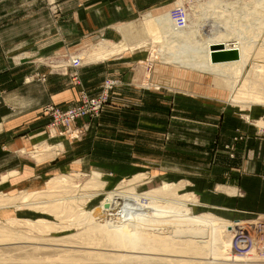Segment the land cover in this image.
Segmentation results:
<instances>
[{"label": "rangeland", "instance_id": "1", "mask_svg": "<svg viewBox=\"0 0 264 264\" xmlns=\"http://www.w3.org/2000/svg\"><path fill=\"white\" fill-rule=\"evenodd\" d=\"M59 1L62 0H0V38H10L15 35L23 38L22 42L0 39L1 93L4 94L6 90L7 93H13L15 85L25 81L28 82L26 84H37L39 93L44 90L41 88H46L48 85L56 92L70 90L73 97L68 102L50 101L38 107L37 112L34 110L33 114H37L36 119L41 123L39 126L34 125L28 129L30 136L35 135L30 144L18 148V153L25 162L41 164L46 160H56L57 164L41 173L40 187L32 190L30 183L35 172L26 173L24 171L25 173L22 174L27 179L24 180L23 187H17V190L14 187L7 188L5 193L16 196L31 191L45 190L47 189L45 188L46 181L59 174L75 177L73 182L77 185L80 183L81 188L89 176L96 172L104 185L100 190L98 188L95 197L83 205L84 209L90 210L102 202L107 192L122 191V189L125 191L129 187L128 189L131 188L133 192L141 194L162 186L164 182H173L179 185L178 195L188 194L196 201V203L187 202L186 209H189V214L200 215L206 212L234 226L238 225L231 233L238 229L257 228L255 231L254 229L246 231L250 233L241 243H247L244 247L239 246L240 241H235L234 234L231 235L233 245L231 251L235 255H244L251 245L257 249L258 247L263 248L264 216L255 214L241 217L230 213V207L226 206L230 198L227 195L238 193L237 188L232 186L230 190L223 179H219L218 176L215 178L211 172L192 171L190 164L198 163L202 168H209L218 163L223 150L227 151L231 148L229 144H225L226 133L222 125L227 123L228 117L236 121L242 120L260 130V127L254 123L258 119H264V116L256 118L247 116V118L245 115L252 107L264 110V105H251L247 110H241L228 99L229 89L214 84L212 75L162 64L156 56L153 58L155 52L151 51L149 45L151 37L149 38L143 25L144 17L142 19V16L148 12L157 16L169 12L178 2H182L188 11L190 4H196V2L201 4L205 0H135V4L137 3L135 11L132 14L129 12L130 22L127 25L122 26L117 22H112L108 30L103 31L100 28L98 32L81 43L62 41L61 28L48 23L47 18L44 15L41 16L43 9L38 13V16H41L39 25H32L30 11L36 8L35 5L44 8L48 6L52 13L50 15L57 18L56 5ZM74 1L79 2V0ZM89 1L95 11L99 6L108 5L110 7L116 4L113 0ZM228 1L234 2L235 0ZM241 1V3H246L245 6L243 5V10L254 6L252 0ZM241 3L236 4L239 9H241ZM140 4L146 6L139 9L137 5ZM201 7L202 10L198 9L199 16L204 12L203 6ZM53 8L55 9L52 10ZM261 13L264 15V11ZM115 20L117 18L113 21ZM52 22L56 23V21ZM42 23L46 25L40 26ZM47 31H51V34ZM138 39L142 40L137 44ZM123 43L129 47L137 44V47L115 53L116 55L113 54L114 56L111 55L102 61H89L88 57L95 45L99 44L109 48V45L120 46ZM158 47L159 44L155 43L154 49L157 50ZM252 51L257 53V50ZM80 54L81 56L78 57ZM82 57L84 58L81 59ZM74 58L77 62L80 60V64L71 63ZM260 59L250 58L245 69H249L250 64L256 61L258 64L261 62L264 64V59ZM86 67H89V70L83 74V69ZM85 79H90V81ZM108 82L111 83V88L108 89L106 100L98 112L89 109L69 125L59 122L57 126H52V118L47 114L49 108L67 109L80 106L85 98L102 94ZM33 94L37 95V90ZM41 116L44 118L43 121H41ZM49 147L51 149H48ZM114 151L118 154L113 155ZM129 152H133V156L131 153L128 155ZM117 157L121 168L124 167L123 165L131 164L130 161L136 166L128 171L121 169L117 176L114 170L100 171L91 167L94 162H98L101 167L108 166L109 168L111 161L113 162ZM72 163L75 164L72 165ZM15 174L11 171L3 176L7 179ZM123 182L125 183L122 184ZM55 194L44 196V198L54 197ZM224 196L228 199L227 202L223 201ZM13 209H7V212ZM17 210L23 214L22 219H33L31 215L38 214L39 217L49 219L53 223H61L63 218L67 219L72 216V213H63L62 218L56 217L54 213L39 212L29 207ZM7 219L1 222L7 224ZM22 219L17 218L16 220ZM67 220H64L65 223H69ZM260 227L262 230L258 231ZM16 228L25 230V232L28 230L24 225L23 227L18 225ZM73 231H76V228L71 227L63 232H52L51 235L61 236ZM30 234L44 235L32 231ZM236 246H239L241 250H236ZM11 254H13L12 257H20L19 251ZM6 255L0 253L1 258L9 256V254ZM206 259L210 262L208 256Z\"/></svg>", "mask_w": 264, "mask_h": 264}, {"label": "bare ground", "instance_id": "2", "mask_svg": "<svg viewBox=\"0 0 264 264\" xmlns=\"http://www.w3.org/2000/svg\"><path fill=\"white\" fill-rule=\"evenodd\" d=\"M241 2L205 0L204 4H190L181 23L172 20L169 12L157 16L148 12L142 19L151 37L153 58L156 56L165 65L212 75L215 85L229 89L230 102L247 110L251 105H264L263 62L256 61L245 69L250 58L264 59V0H252L253 8L247 6L244 10L246 3ZM239 3L241 9L236 6ZM201 6L204 12L199 16ZM155 43L159 44L157 50ZM137 44H112L109 48L97 44L88 58L102 61ZM74 60L71 63L77 62ZM255 122L264 128V119ZM73 180L71 175L59 174L46 181L45 190L16 196L0 194V208L29 207L61 218L63 213H72L69 221L63 218L69 223H53L44 217L19 221L8 218L7 224L0 221V253L9 254L7 258L0 256L1 264H264V246L252 247L242 256L231 251V235L235 233L231 232L238 225L206 212L189 214L187 202L196 201L188 194L178 195L177 183L164 182L141 194L129 187L110 191L99 205L87 210L83 205L104 183L96 172L81 188ZM53 193L56 196L44 198ZM17 224L28 230L17 229ZM71 227L76 231L51 235ZM31 231L44 235H32ZM17 251L20 257H12L11 253Z\"/></svg>", "mask_w": 264, "mask_h": 264}, {"label": "crops", "instance_id": "3", "mask_svg": "<svg viewBox=\"0 0 264 264\" xmlns=\"http://www.w3.org/2000/svg\"><path fill=\"white\" fill-rule=\"evenodd\" d=\"M82 1L83 0H79V2L74 0L59 1L56 5L58 12L57 18H53V16L50 15L52 13L48 6L44 8L35 5L36 8L30 11L31 20L33 21L32 25L38 26L39 17L41 18V16L44 15L48 23L61 28L62 41L65 43H81L84 39H87V37L98 32L100 28H102L103 31L106 29L108 30V28L112 26V22H117L122 26L127 25V23L130 22L128 19L129 12L132 14L137 4H135V0H113L116 2L115 5L112 4L110 7L108 5L99 6L96 12L95 9L92 8V4L90 5L89 0H85V2ZM98 1L99 0H96V2ZM137 6L140 9L146 5L140 4ZM41 9H43V14L38 16ZM54 9L55 8L52 10ZM44 11L47 12L45 13ZM114 18H117L118 21H113ZM50 20L56 21V23L50 22ZM46 23H42L40 26H45ZM14 25H17V21ZM47 32L51 34V31ZM0 39L12 42L23 41V38H20L19 35L10 38L1 37ZM87 70H89V67L83 69V74ZM191 71L194 72L193 70ZM85 80L90 81V79ZM86 81H84V83ZM18 83L19 84L15 85L13 93H7L6 90L3 94L0 91V194H6L7 188L14 187L15 190H17V187L22 188L24 180L27 179L22 173H28L29 171H32V173L35 172V174L32 175L30 183L32 190L41 186V173L50 170L58 161L46 160V162L41 164L37 162H25L18 153V148L30 144L35 135L30 136L28 129L34 125L39 126L41 123L39 122L40 120L36 119L37 114H33L34 110L37 112L38 107L50 101L68 102L73 98L70 90L56 92L47 85L46 88H41V90H44L42 93H39V87L35 83L26 84L28 82L25 81ZM0 90H2V88H0ZM36 90L37 95L33 94ZM246 115L250 118L262 117L264 116V110L252 107L247 110ZM43 120L44 118L41 116V121ZM222 125L226 133L225 144H229L231 148L227 149V151L223 150L222 153L220 152L221 156L218 158V163L209 168H202L198 163H192L190 164V169L197 173L198 171H203V173L204 171H206L205 173H207V171L211 172V175L213 176L214 174L215 178L218 176L219 179H223L230 190H232V186L237 188V195L226 194L230 197L229 203L226 204V206L228 205L231 208H229L230 213L241 217H249L255 214L264 215V134L251 124L242 120L236 121L232 117H228L227 123ZM132 144L134 143L132 142ZM132 150H134V148H132ZM68 151H70V148H68ZM130 153L133 156V152H129L128 155ZM112 154L117 155L118 152L114 151ZM117 160L118 157L114 158L109 168L108 166H105V168L101 167L98 162H94L91 167L100 171L114 170L117 176L121 169L128 171L134 169V166H136L135 163L130 161L131 164L123 165L125 168H121ZM74 164L75 163H72V165ZM11 171L16 174L2 180V176ZM222 199L226 202L228 200L225 196ZM13 208H0V221H5L8 216L10 219H22L23 214L16 208ZM7 209H13V211L7 212ZM31 218L40 217L38 214H36V216L32 214ZM2 246L3 245H0V247Z\"/></svg>", "mask_w": 264, "mask_h": 264}, {"label": "built area", "instance_id": "4", "mask_svg": "<svg viewBox=\"0 0 264 264\" xmlns=\"http://www.w3.org/2000/svg\"><path fill=\"white\" fill-rule=\"evenodd\" d=\"M170 17L172 20L175 22L181 23L183 20L186 19V14H187V8L184 6L182 2L176 3V5L169 11ZM74 65L77 64V62L73 63ZM111 88V83H107L105 86L104 91L102 94H100L97 97H92V98H85L84 102L80 106H72L67 109H59L57 107H51L47 110V114H49L52 118V126H57L59 122H62L64 124H71L74 122L78 117H80L82 114L87 112L89 109H91L93 112H98L99 109L103 106V103L106 100V95L108 89ZM262 134H264V128H260L259 130ZM262 216V215H259ZM264 216V215H263ZM262 216V217H263ZM254 228L248 230V229H242V230H237L234 234L236 236L235 241H240L238 244L239 246H247V243L244 242L241 244L248 236L250 232L246 231H252ZM262 227L259 228L258 231H261ZM264 230V228H263ZM254 234H257L256 232H253ZM252 233V234H253ZM239 246H236V250H241ZM262 246H264V243H262ZM254 247L251 245V248ZM250 248V249H251ZM250 251V250H249ZM248 251V252H249ZM247 252V253H248Z\"/></svg>", "mask_w": 264, "mask_h": 264}]
</instances>
